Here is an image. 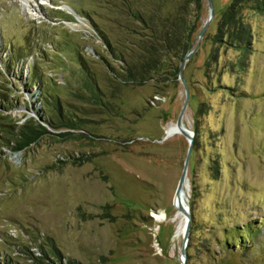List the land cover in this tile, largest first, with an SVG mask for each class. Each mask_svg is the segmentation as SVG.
I'll list each match as a JSON object with an SVG mask.
<instances>
[{
	"label": "rangeland",
	"instance_id": "1",
	"mask_svg": "<svg viewBox=\"0 0 264 264\" xmlns=\"http://www.w3.org/2000/svg\"><path fill=\"white\" fill-rule=\"evenodd\" d=\"M24 1L0 0V94L16 104L0 107V264H182L175 192L189 142L180 129L168 134L186 99L180 75L160 92L153 81L126 85L112 108L79 98L76 52L97 73L107 69L92 54L103 47L94 22L109 25L111 0ZM184 1L167 0L163 13ZM230 1L213 0L214 18L183 71L194 144L186 264H264V13L243 8L254 33L244 52L216 40ZM201 8L195 45L208 0ZM31 63L77 124L46 125L16 151L5 130L48 118L39 88L27 84ZM247 227L258 232L242 250L226 244Z\"/></svg>",
	"mask_w": 264,
	"mask_h": 264
},
{
	"label": "trees",
	"instance_id": "2",
	"mask_svg": "<svg viewBox=\"0 0 264 264\" xmlns=\"http://www.w3.org/2000/svg\"><path fill=\"white\" fill-rule=\"evenodd\" d=\"M166 2L167 0H111L110 9L113 14L107 16L109 25L94 22L103 51L94 47L92 56H96V62L106 64V72L104 75L97 73L83 51H77L76 59L85 76L81 81L85 90L76 92L77 97L93 101L98 107L112 108L113 100L121 97L126 85L140 86L153 81L157 92H160L162 84L179 76L178 61L191 49L196 40L195 33L202 23V0H185L176 13L165 15L163 6ZM244 7L264 13V0H231L222 10L216 40L248 52L252 48L254 33L242 15ZM215 59H218L217 54ZM245 62L241 65H246ZM30 65L27 84L39 88V100L48 118L43 116V123L27 120L5 130L7 135L2 134L1 137L9 144H14L13 150L16 151L23 150L47 133L46 125L60 129L75 128L77 124L75 116L65 109L64 102L57 94V87L34 64ZM1 95L3 94H0V107L12 110L16 106L13 99ZM107 97L110 99L107 100ZM0 113L3 114V111ZM2 117L6 120L10 115ZM257 232L247 227V232L237 233L238 243L234 234L233 241L228 240L226 244L242 250L249 238L257 235Z\"/></svg>",
	"mask_w": 264,
	"mask_h": 264
},
{
	"label": "water",
	"instance_id": "3",
	"mask_svg": "<svg viewBox=\"0 0 264 264\" xmlns=\"http://www.w3.org/2000/svg\"><path fill=\"white\" fill-rule=\"evenodd\" d=\"M209 3V7H210V15L207 18V20L204 22V24L202 25V28L200 29L199 35H198V40L197 43L195 45V43L193 44L192 48L185 54L184 59L182 61L181 67H180V78L185 86V90H186V99L184 102V105L179 113L178 119H177V123L176 125L179 127L181 133L183 135H185L188 139L189 142V147H188V151H187V156H186V160L184 163V167L178 182V186L175 192V196L178 197L181 193V190L183 189L184 185L188 182L187 180V174H188V169H189V162L191 159V155H192V148H193V131L187 127H185V123H184V112L188 106L189 103V99H190V88L189 85L187 84V81L185 80L184 76H183V71H184V67L186 64V61L196 52V50L199 47V44L202 40V38L205 35L206 30L208 29L209 25L211 24L214 15H215V10H214V4H213V0H208ZM179 209L184 212L185 216H186V223H185V227H184V232H183V245L181 247V253H182V264H186V258H187V247H188V241H189V236H190V230H191V221H192V214L190 211V206L188 204L187 208H185V206L180 205Z\"/></svg>",
	"mask_w": 264,
	"mask_h": 264
},
{
	"label": "bare ground",
	"instance_id": "4",
	"mask_svg": "<svg viewBox=\"0 0 264 264\" xmlns=\"http://www.w3.org/2000/svg\"><path fill=\"white\" fill-rule=\"evenodd\" d=\"M24 2L27 3L26 0ZM178 131H179V127H177L176 125H172L168 128V134L169 135L176 133ZM175 202L177 204V209H178L177 217L181 218V222H180V225L178 226L177 234H176L178 237L184 232V224L186 222V216H185L184 212H182L179 209V206L183 205V206H185V208H187V206L189 204V202H188V190H187L186 184L184 185L183 189L181 190L180 195L178 197L175 196ZM163 216H164V213H159L156 215L157 218H163Z\"/></svg>",
	"mask_w": 264,
	"mask_h": 264
}]
</instances>
